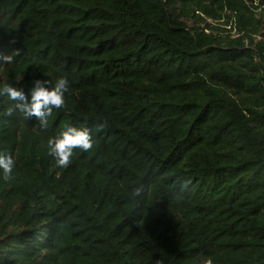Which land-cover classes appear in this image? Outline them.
Masks as SVG:
<instances>
[{
    "label": "trees",
    "instance_id": "obj_1",
    "mask_svg": "<svg viewBox=\"0 0 264 264\" xmlns=\"http://www.w3.org/2000/svg\"><path fill=\"white\" fill-rule=\"evenodd\" d=\"M13 51L69 83L46 126L0 95V264H264V0H0Z\"/></svg>",
    "mask_w": 264,
    "mask_h": 264
},
{
    "label": "clouds",
    "instance_id": "obj_2",
    "mask_svg": "<svg viewBox=\"0 0 264 264\" xmlns=\"http://www.w3.org/2000/svg\"><path fill=\"white\" fill-rule=\"evenodd\" d=\"M15 51L5 54L0 52V60L11 63ZM68 80L64 77L55 79H36L30 90V99L25 92L11 84L0 86V95H6L9 101H26L18 103L17 106L24 109L25 115L36 116L41 120L42 126H46V117L53 108H61L64 96L68 90ZM10 114V113H9ZM50 155L55 158L58 166H67L70 162L73 149L88 150L92 147L91 132L88 127L67 125L54 137L48 140ZM14 167L11 155L0 152V171L3 178L9 179Z\"/></svg>",
    "mask_w": 264,
    "mask_h": 264
}]
</instances>
